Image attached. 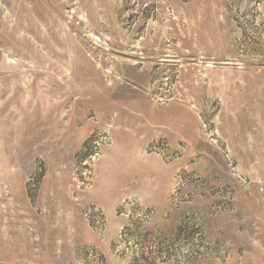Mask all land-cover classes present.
Here are the masks:
<instances>
[{
    "label": "rangeland",
    "instance_id": "1",
    "mask_svg": "<svg viewBox=\"0 0 264 264\" xmlns=\"http://www.w3.org/2000/svg\"><path fill=\"white\" fill-rule=\"evenodd\" d=\"M0 264H264V0H0Z\"/></svg>",
    "mask_w": 264,
    "mask_h": 264
}]
</instances>
